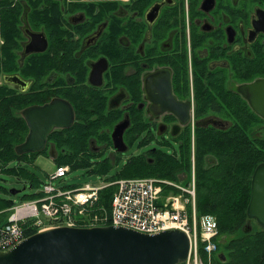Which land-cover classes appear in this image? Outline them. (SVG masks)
Returning <instances> with one entry per match:
<instances>
[{"label":"flooded vegetation","instance_id":"af4514ba","mask_svg":"<svg viewBox=\"0 0 264 264\" xmlns=\"http://www.w3.org/2000/svg\"><path fill=\"white\" fill-rule=\"evenodd\" d=\"M33 126L71 164L195 133L264 150V0H0V148Z\"/></svg>","mask_w":264,"mask_h":264},{"label":"built area","instance_id":"2783aa9c","mask_svg":"<svg viewBox=\"0 0 264 264\" xmlns=\"http://www.w3.org/2000/svg\"><path fill=\"white\" fill-rule=\"evenodd\" d=\"M191 163L185 185L175 180L152 178H122L100 185H66L64 179L70 167L56 166L47 181L33 190L38 197L17 204L13 202L7 220L0 224V251H8L19 244L28 237V231L36 233L59 227L114 226L149 235L179 230L189 240L184 264H211L216 251L213 240L218 235L217 222L211 215H197L193 156ZM111 186L114 190L105 206L100 201V192Z\"/></svg>","mask_w":264,"mask_h":264},{"label":"trees","instance_id":"16d2710c","mask_svg":"<svg viewBox=\"0 0 264 264\" xmlns=\"http://www.w3.org/2000/svg\"><path fill=\"white\" fill-rule=\"evenodd\" d=\"M245 139V147L241 148V139L239 140L237 134L233 136L232 143L226 141L223 135L218 133H195L194 135L193 165L197 215L215 217L218 235L222 234L227 238L221 246L224 262L220 260L217 237L213 240L216 251L211 264H264V229L256 224L258 229L245 233L243 226L247 221L246 210L250 198L251 176L257 164L264 161V150H258L248 140V135H245ZM1 140L2 135L0 134V143ZM54 142L58 143L57 146H62L61 138H54ZM68 147H72V144ZM191 148V137L187 134L184 142L170 155L157 156L147 151L146 154L151 156V162L147 161L144 155L130 156L117 168V170L122 168V171L116 172L106 180L113 182L122 178H150L151 176L174 180L178 172H190ZM33 155H38V153ZM97 155L91 157H98ZM59 158L60 161L54 162L55 166L69 165L71 170L81 169L86 174L95 172L106 176L112 167L107 160L90 164V157L80 164L65 161L62 153ZM15 161H20V158L14 149H0V174L14 176L18 181L22 179L31 189L40 188L38 178L28 171L27 167L11 166ZM113 190L114 187L111 186L100 192V201L103 205L108 206ZM8 195L10 197L9 193ZM36 197L38 194L23 195L20 200L27 201ZM12 204V200L0 201V224L5 221L3 218L8 214ZM34 233L35 231H28L26 236ZM202 258L204 260L203 254Z\"/></svg>","mask_w":264,"mask_h":264},{"label":"water","instance_id":"95a60500","mask_svg":"<svg viewBox=\"0 0 264 264\" xmlns=\"http://www.w3.org/2000/svg\"><path fill=\"white\" fill-rule=\"evenodd\" d=\"M38 129L31 127L26 141L15 149L17 155L42 151L48 132ZM122 130L118 126L111 135L113 148L120 153L127 150ZM19 192L8 193L14 196ZM246 214L245 233L250 232L252 221L264 229V164L251 176ZM188 252L189 240L179 230L149 235L114 226L59 227L30 235L10 250L0 251V264H183ZM219 256L224 262L223 255Z\"/></svg>","mask_w":264,"mask_h":264},{"label":"rangeland","instance_id":"374dc122","mask_svg":"<svg viewBox=\"0 0 264 264\" xmlns=\"http://www.w3.org/2000/svg\"><path fill=\"white\" fill-rule=\"evenodd\" d=\"M148 146L153 147L152 144H150ZM171 147H172V150H170L168 145H166L164 147L165 152L173 153L174 149L177 148V147L172 146V145H171ZM0 149L2 150V148H0ZM144 153L145 152H143V149L141 147H139V145H137V146H135V148L129 149L127 152L122 153L121 155L117 156V158H116L115 152L113 149H111V148L106 149L101 154L98 153V155H97L98 157H90L89 158L90 164L99 163V162L102 163L106 160L111 164V166H112L111 170L108 171V174L106 176H105V174L101 175V174H98L95 172H92L90 174H86V172L84 170L73 169L65 177L64 183H66V185H84V184L100 185V184L106 183L107 178H110L112 175H115L116 172L120 173L122 171V168H119V170H117V168L120 167V163H123L124 160L129 155L130 156H132V155L135 156L137 154L143 155ZM19 165H23V166L27 167L28 171L33 173L38 178L40 184L45 183L47 181V176L52 174V172L55 169V163L49 157L42 155V154L38 155L34 159L33 163H26L25 161L20 160V161L13 162L11 166L12 167H18ZM188 174H190V172L189 173L185 172V171L178 172L175 175V179H174L175 182H177V183L182 182L183 183L182 185H185L188 182V178H189ZM150 178H152V179H163V178H156L155 176H151ZM164 180L172 181L171 179L170 180L164 179ZM54 184L57 185V182H55ZM195 186H196V183H195ZM10 190H20V192L14 196L10 195V197H11L10 198L8 195V192ZM32 192H33V189H31L29 187L28 183H25V181H23L22 179H21V181H18L17 178H15L14 176H11V175L7 176L4 173L0 174V201L12 200V202H15L17 204V203L21 202L20 198L23 195H29ZM7 216H8V214H6L3 219L6 220ZM247 223L248 222L246 221L243 224V226L246 227ZM249 226L251 227L252 231L258 229L257 225L254 221L249 223ZM216 241L219 244V255H223L222 250H221V246L225 243V241H227V238L225 237V235L220 234L217 236ZM223 257H224V255H223Z\"/></svg>","mask_w":264,"mask_h":264}]
</instances>
